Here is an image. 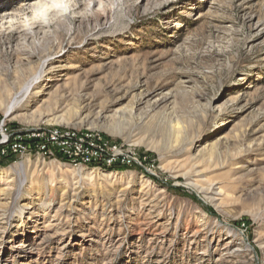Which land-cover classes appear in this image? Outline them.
<instances>
[{
	"label": "rangeland",
	"instance_id": "obj_1",
	"mask_svg": "<svg viewBox=\"0 0 264 264\" xmlns=\"http://www.w3.org/2000/svg\"><path fill=\"white\" fill-rule=\"evenodd\" d=\"M64 2L22 14L35 36L0 12V120L92 130L145 166L4 159L0 264H264V0Z\"/></svg>",
	"mask_w": 264,
	"mask_h": 264
},
{
	"label": "built area",
	"instance_id": "obj_2",
	"mask_svg": "<svg viewBox=\"0 0 264 264\" xmlns=\"http://www.w3.org/2000/svg\"><path fill=\"white\" fill-rule=\"evenodd\" d=\"M26 155L44 159L59 156L73 166H145L146 160L134 149L92 130L59 126L19 129L7 119L0 120V161Z\"/></svg>",
	"mask_w": 264,
	"mask_h": 264
},
{
	"label": "bare ground",
	"instance_id": "obj_3",
	"mask_svg": "<svg viewBox=\"0 0 264 264\" xmlns=\"http://www.w3.org/2000/svg\"><path fill=\"white\" fill-rule=\"evenodd\" d=\"M69 2V4H71V7H76V8H81L84 3L85 0H67ZM89 3L91 2H100L101 0H88ZM51 2V0H12L11 2H0V12L4 15V17H7L9 14H13L14 17L17 18V20L14 22V26L16 27V32L17 33H23L26 35H31V36H35L38 35L39 33L42 32L43 25L46 24V21L44 18L39 17V16H35L32 15V18L30 19L29 24L31 25V30H27L26 25L23 22V18H22V14H24L29 8L32 7H44L46 5H48ZM88 3V4H89ZM3 4V5H2ZM9 7H19L17 12H9ZM58 11L59 10H55V9H48V10H44L46 15H51L50 18L56 17L58 16ZM42 12V13H44ZM49 13V14H48ZM43 14V15H45ZM102 14V13H101ZM6 15V16H5ZM3 21V20H1ZM57 23L59 21H56ZM10 26V25H8ZM5 26L0 25V33L4 30ZM38 29V30H37ZM61 32V31H59ZM60 34V33H59ZM31 54H29L30 56ZM42 67V66H41ZM41 70L38 69V71L35 73L34 77L32 79H30L29 81H27L26 83L23 84V86H21V91L14 96V98L12 99V101L10 103L7 104V108H6V113L7 116L12 115L17 107L19 106V104L23 101L22 97L23 95H26L31 88L37 84L38 82V78H41ZM63 117V116H62ZM61 118V117H60ZM59 119V118H58ZM63 119H65V117H63ZM62 119V120H63ZM0 173H4V171L0 170ZM107 175H117L116 172H110L109 174L106 173Z\"/></svg>",
	"mask_w": 264,
	"mask_h": 264
},
{
	"label": "clouds",
	"instance_id": "obj_4",
	"mask_svg": "<svg viewBox=\"0 0 264 264\" xmlns=\"http://www.w3.org/2000/svg\"><path fill=\"white\" fill-rule=\"evenodd\" d=\"M44 7L45 10L55 9L59 11H64L67 8V4L64 2V0H51V2Z\"/></svg>",
	"mask_w": 264,
	"mask_h": 264
},
{
	"label": "trees",
	"instance_id": "obj_5",
	"mask_svg": "<svg viewBox=\"0 0 264 264\" xmlns=\"http://www.w3.org/2000/svg\"><path fill=\"white\" fill-rule=\"evenodd\" d=\"M14 160V159H13ZM11 161H3V162H0V166H3V165H7L8 163H10Z\"/></svg>",
	"mask_w": 264,
	"mask_h": 264
}]
</instances>
